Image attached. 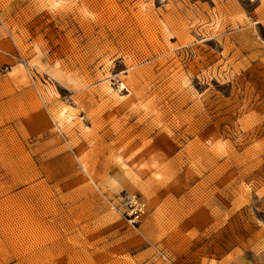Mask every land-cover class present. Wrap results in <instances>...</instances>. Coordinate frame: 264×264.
Here are the masks:
<instances>
[{"label":"rangeland","instance_id":"374dc122","mask_svg":"<svg viewBox=\"0 0 264 264\" xmlns=\"http://www.w3.org/2000/svg\"><path fill=\"white\" fill-rule=\"evenodd\" d=\"M0 264H264V0H0Z\"/></svg>","mask_w":264,"mask_h":264},{"label":"bare ground","instance_id":"6f19581e","mask_svg":"<svg viewBox=\"0 0 264 264\" xmlns=\"http://www.w3.org/2000/svg\"><path fill=\"white\" fill-rule=\"evenodd\" d=\"M107 89H109L110 90V87L107 85ZM62 112H63V110H62ZM140 216V214L138 215V217Z\"/></svg>","mask_w":264,"mask_h":264}]
</instances>
